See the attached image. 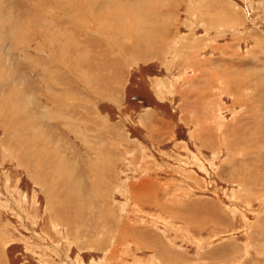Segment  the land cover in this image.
Instances as JSON below:
<instances>
[{"label":"rangeland","instance_id":"rangeland-1","mask_svg":"<svg viewBox=\"0 0 264 264\" xmlns=\"http://www.w3.org/2000/svg\"><path fill=\"white\" fill-rule=\"evenodd\" d=\"M53 1L0 0V264H264V0Z\"/></svg>","mask_w":264,"mask_h":264},{"label":"bare ground","instance_id":"bare-ground-1","mask_svg":"<svg viewBox=\"0 0 264 264\" xmlns=\"http://www.w3.org/2000/svg\"><path fill=\"white\" fill-rule=\"evenodd\" d=\"M51 1H53V0H51ZM81 1H82V0H81ZM84 1H85V0H84ZM138 1H139V0H138ZM131 2H132V1H131ZM131 2H130V3H131ZM41 3H42V2H41ZM53 3H54L55 6H57V0H54ZM59 3H61V2L59 1ZM84 3H86V2H84ZM135 4H136V3H135ZM138 4H139V3H138ZM59 5H60V4H59ZM148 5H149L150 7H153L152 4H148ZM52 7H53V6H52ZM61 7H62V6H61ZM118 7H119V6H118ZM120 7H121V6H120ZM53 8H54V7H53ZM124 8H126V7H124ZM124 8H123V9H124ZM48 10L53 11L52 8H48ZM64 11H66V9H65ZM64 11H63V12H64ZM53 12H54V11H53ZM47 13H48V12H47ZM150 13H152V12H150ZM45 20H46V18H45ZM72 21H74V20H72ZM149 22H150V21H149ZM76 26H77V25H76ZM130 40H131V39H130ZM141 40H142V39H140V42H141ZM139 45H140V44H139ZM135 50H136V48H135ZM251 76H252V75H250V77H251ZM254 76H255V75H254ZM252 77H253V76H252Z\"/></svg>","mask_w":264,"mask_h":264}]
</instances>
